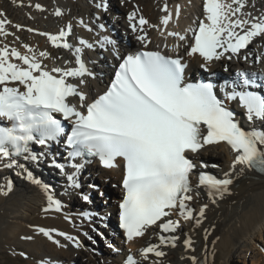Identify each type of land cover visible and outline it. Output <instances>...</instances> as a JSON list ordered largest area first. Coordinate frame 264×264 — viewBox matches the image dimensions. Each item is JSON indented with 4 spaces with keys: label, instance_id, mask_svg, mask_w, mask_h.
Segmentation results:
<instances>
[{
    "label": "snow or ice",
    "instance_id": "obj_1",
    "mask_svg": "<svg viewBox=\"0 0 264 264\" xmlns=\"http://www.w3.org/2000/svg\"><path fill=\"white\" fill-rule=\"evenodd\" d=\"M248 2L205 0L207 22L201 20L198 29L191 30L194 42L187 53L189 57L198 54L203 59L200 67L204 71H209L213 61L239 59L242 50L249 49L257 38L264 39V14L253 16L247 12ZM12 3L16 4L17 0ZM19 6H25L23 0ZM97 7L104 5L97 4ZM35 8L44 11L39 4ZM162 11L165 15L160 24L166 30L173 12L166 2ZM138 13L139 9L130 13L127 21L136 40L147 49L150 43L147 28H156L161 35H165V31ZM53 14L56 17L63 15L59 8ZM179 15L180 7L177 6L175 18L178 19ZM10 23L6 14L0 11V35H12L7 30ZM79 24L92 31L83 20ZM14 27L21 28L20 25ZM99 28L103 30L104 25L100 24ZM27 31L34 30L28 28ZM71 34V25H66L58 34L38 32V35L46 36L54 48L71 50L73 67L49 69L43 61L50 59V54L40 51L37 55L27 45L24 47L28 54H21L16 48L9 49L7 45L0 48V161H8L4 164L6 168L21 169L26 173L25 179L45 192V213H60L64 205L49 193L47 185L35 179L25 164L17 160L22 158L38 164L41 154L35 153L32 145L48 148L53 142L60 143L62 138L66 139L68 149L67 164L53 161L52 166L66 175L68 189L80 188L78 176L82 164L76 161L86 157L98 158L108 169L116 167L118 159L123 161L124 197L119 204V227L128 242L143 237L151 226L173 214L183 220L195 219L197 227L203 223L208 205L199 209L196 218L187 203L194 198L191 176L197 167L189 153L197 154L207 146L222 143L237 153L224 178L207 173L198 177L197 187L206 191L214 204L218 199L232 195L234 180L243 175L244 168L264 174V94L250 90H264V76L239 72L232 80H225L220 85L213 82L186 83L187 65L181 59L149 50H138L120 57L115 51L116 42L105 36L99 41L101 48L107 50L111 47L120 63L110 86L89 102L84 86L88 78H95V73L87 66L83 55L85 50H93L95 46L82 38L76 42L79 46H75L68 41ZM166 35L180 41L186 39L185 35L175 31H166ZM248 58L245 54L244 59ZM13 59L22 63H14ZM260 59L258 56L257 62ZM68 63L70 61L66 60L65 64ZM257 80L261 82L257 83ZM71 98H76L77 103H71ZM229 102H238L244 110V119L253 127H241L235 113L228 107ZM62 121L71 124L70 134ZM257 122L262 126L257 127ZM237 166H241L238 173ZM66 167L72 168L73 172L66 173ZM12 190L10 180L0 185V195L7 196ZM81 196L89 202L88 195L81 193ZM84 217L87 219V214ZM180 226V220L172 219L160 224L162 233L173 235H160L159 244L143 248L140 252L142 259L148 260L149 254L162 258L166 255L162 247L175 248L179 236L174 234ZM39 232L60 245L51 231L41 228ZM56 235L63 236L76 248L81 247L79 240L72 236L62 232ZM183 244L185 249H192L193 241L187 237ZM108 247L118 251L112 244ZM191 262L198 264L195 257H191ZM125 264H139V261L129 255Z\"/></svg>",
    "mask_w": 264,
    "mask_h": 264
},
{
    "label": "bare ground",
    "instance_id": "obj_2",
    "mask_svg": "<svg viewBox=\"0 0 264 264\" xmlns=\"http://www.w3.org/2000/svg\"><path fill=\"white\" fill-rule=\"evenodd\" d=\"M165 2L173 12V19L166 30L160 24L161 18L165 15L162 11ZM101 3L104 7L98 8L97 4ZM204 3L205 0H130V2H124V0H23L25 6H19L20 0H17L16 4L12 3V0H0V11L4 12L6 18L11 21L7 25V30L12 33L7 37L0 35V47L7 45L9 49L16 48L23 54H28L24 47L27 45L34 49L37 55L40 51H47L50 54L51 58L43 61L49 69L54 66L73 67L75 64L71 50L60 53L46 36L38 35V32L58 34L66 25H71L72 44L79 46L76 42L82 38L95 46L93 50H85L83 55L87 66L95 73V78H88V83L84 86L88 98L96 97L103 89L104 81L112 65L119 60L111 47L107 50L101 48L99 41L103 37L107 36L116 42L115 51L119 52L120 57L128 52L145 50L136 40V34L132 33L127 21V16L136 9H139L138 15H143L150 24L158 25L161 30L165 31V35H161L156 28H147V37L150 41L147 50H158L168 56H182L188 66V74L191 72L193 75L211 73L216 76L221 72L226 77L234 78V74L238 71L244 72L245 66L250 62L249 59H244L245 54L254 53L255 61L258 56L261 57L260 61L264 60V39L261 38H257L248 51L242 50L239 59L213 61L207 72L200 67L202 60L197 56L189 57L187 46L191 39V30L197 29L201 20L207 22ZM36 4H39L44 11L37 10ZM177 6L180 7L178 19L175 18ZM57 8L63 13L61 17L53 14ZM107 8L112 11L109 22H105L102 18L103 10ZM246 11L253 16L264 14V0H249ZM80 20L92 28V31L89 32L87 28L81 26ZM100 24L104 25L103 30L99 28ZM14 25H20L21 28L18 30ZM28 28L34 31L28 32ZM119 29L124 32L123 37L127 40L126 44L119 39L121 36L117 34ZM166 31L179 32L185 35L186 39L180 41L175 37H168ZM66 60L70 63L65 64ZM238 119H240V125L246 128L247 125H243L242 118L238 116ZM256 126L261 127L262 125L257 122ZM33 151L41 154L38 164L24 160L17 162L25 164L26 169L35 179L47 185L49 193L55 199L60 200L64 208L60 213H45L43 211L47 206L45 192L25 179L26 173L21 169L6 168L4 164L8 162L0 163V185H5L9 180L13 184L12 192L7 196L0 195V249L15 252L16 248L21 247L24 254L28 256L27 264H93L94 258L97 263V255H102L101 262L98 261V264H123L128 254H134L139 262L147 264H192L191 257H195L198 262L202 261L204 264H239L237 258L241 256V251L249 252L247 260L251 264H264L256 249L259 243L264 242V175L258 172L244 168L243 175L234 180L232 195L218 199L215 204L212 203L206 191L197 187L198 178L193 175L192 180L195 187L192 195L194 198L187 203L196 218H198L199 209L204 204L208 205L203 223L197 227L195 219L183 220L178 214H173L165 217L157 225L151 226L143 237L128 242L123 232L118 229L119 219L116 214L118 207L116 198L121 193L118 185L124 175L121 162L117 161V166L108 170L101 168L97 163L91 164L89 168L80 171L78 176L80 188L74 191L68 189L67 184L60 180L65 175L56 176L61 173L58 168L52 166L53 161L58 163L64 160L62 145H50L48 148L33 149ZM236 155L230 148L217 145L203 149L194 155V159L201 168L204 167L202 165H207L204 167L206 173L219 175L222 179L224 173L230 170V165ZM240 170L241 166H237L236 172ZM65 172L72 173L73 169L66 167ZM91 172L99 173L100 181L109 184L112 190L107 191L108 199L100 203L88 195L87 206L82 203V197L81 199L77 197L78 195L74 197L80 191L83 182L92 183ZM14 177L19 178L21 185L14 182ZM70 194L72 195L69 196ZM75 200L82 208V214L90 217L89 222L83 220L80 214L76 213L77 210L71 208V205H67L69 201L71 204L75 203ZM99 215L104 217L100 218ZM97 219L102 222L97 223ZM168 219L180 220L181 226L174 234L179 236L177 246L175 248L162 247L161 250L166 253L162 258L149 254L148 260L142 259L140 252L143 248L159 244L160 235H173L162 233L159 227ZM97 227L100 229L97 230ZM41 228L51 231L54 239L59 240L60 245L64 246L61 247L48 240L39 232ZM95 229L98 239L103 243L101 247L108 249L98 250V248L90 247L89 250L87 245L85 246V234L91 236ZM57 232L65 233L76 239L82 238L79 240L81 247L76 248L63 236H57ZM22 237H32V239H22ZM187 237L193 241L192 249H185L183 241ZM109 244H112L118 251L110 249ZM78 254L82 255L80 258L82 261L77 260L78 256L80 257Z\"/></svg>",
    "mask_w": 264,
    "mask_h": 264
},
{
    "label": "rangeland",
    "instance_id": "obj_3",
    "mask_svg": "<svg viewBox=\"0 0 264 264\" xmlns=\"http://www.w3.org/2000/svg\"><path fill=\"white\" fill-rule=\"evenodd\" d=\"M116 7H118V5H116ZM102 18L104 21L109 22L110 21V10H108V9L105 10L103 15H102ZM119 33L121 34V38L124 39L123 33L121 31H119ZM91 176H93L92 183L89 184V182H87V183L83 182L81 189L79 191L80 193L79 192L76 193L74 198H76V196L78 195L77 197L81 199V197H82L81 193H83L86 195H90L91 199H95L99 203L102 202L103 200L106 201L105 199H108L107 191L112 190V188L109 186V184L103 183L102 181H100L101 176L99 174L91 173ZM13 180L16 184L20 183V185H21V183H22L19 180V178L14 177ZM92 185H95V187H92ZM70 195H72V194H70ZM109 199H111V196H109ZM82 203L88 206V203L85 202L84 200L82 201ZM78 204L79 203H77L75 200V203L71 204L69 201V203L67 205H71V208H74V210L76 209L77 210L76 213H79L83 220L89 222L90 217H88L87 219H85L83 217L84 216V214H82L83 210ZM79 211H81V212H79ZM99 217L103 218L104 216L99 215ZM96 222L100 223L102 221L97 219ZM98 229H100V228L97 227V230ZM90 230H92V229H90ZM97 230L96 229L93 230V234L91 236L89 234H85V237H86L85 246L87 245L86 247H88L89 250H90V247L98 248V250H101V248H105V247H101L103 245V243L100 242V240L98 239L97 232H96ZM80 239H82V238L79 237L78 240H80ZM86 247H83V249H86ZM16 249H17V251H15V252H12L11 250H5V249L1 250L0 249V264H27L28 256L24 254L23 249L21 247H18ZM256 249H257V252L259 254V257L264 261V242L259 243L257 245ZM21 253H23L24 255H21ZM248 254H249V252H242L241 251V256H239L237 258V262H239V264H244V263L245 264H251V262L249 260H247ZM78 255H80V257L78 256L77 260H81L80 258L82 257V255L81 254H78ZM84 258L86 259V255H84ZM96 258H97V263H96V259L94 258L92 261L93 264H95V263L98 264V261L100 263L102 255H97ZM75 262H76V260H75ZM144 264H147V263H144Z\"/></svg>",
    "mask_w": 264,
    "mask_h": 264
}]
</instances>
